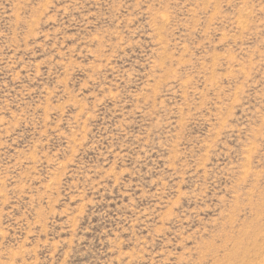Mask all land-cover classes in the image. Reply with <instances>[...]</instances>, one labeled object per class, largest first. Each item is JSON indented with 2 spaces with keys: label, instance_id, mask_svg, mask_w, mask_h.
I'll return each instance as SVG.
<instances>
[{
  "label": "rangeland",
  "instance_id": "rangeland-1",
  "mask_svg": "<svg viewBox=\"0 0 264 264\" xmlns=\"http://www.w3.org/2000/svg\"><path fill=\"white\" fill-rule=\"evenodd\" d=\"M0 264H264V0H0Z\"/></svg>",
  "mask_w": 264,
  "mask_h": 264
}]
</instances>
